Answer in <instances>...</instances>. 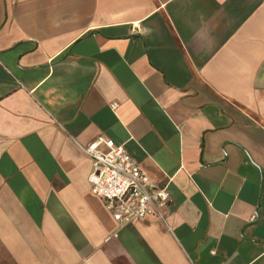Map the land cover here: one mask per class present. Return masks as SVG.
I'll list each match as a JSON object with an SVG mask.
<instances>
[{
  "label": "crops",
  "instance_id": "obj_1",
  "mask_svg": "<svg viewBox=\"0 0 264 264\" xmlns=\"http://www.w3.org/2000/svg\"><path fill=\"white\" fill-rule=\"evenodd\" d=\"M98 137L164 221L91 192ZM0 264H264V0H0Z\"/></svg>",
  "mask_w": 264,
  "mask_h": 264
},
{
  "label": "built area",
  "instance_id": "obj_2",
  "mask_svg": "<svg viewBox=\"0 0 264 264\" xmlns=\"http://www.w3.org/2000/svg\"><path fill=\"white\" fill-rule=\"evenodd\" d=\"M91 160L88 183L119 224L153 216L165 220L169 193L152 180L121 145L98 137L82 146Z\"/></svg>",
  "mask_w": 264,
  "mask_h": 264
}]
</instances>
